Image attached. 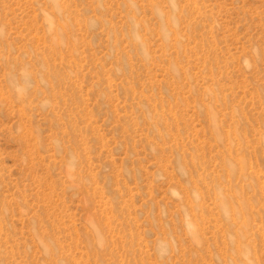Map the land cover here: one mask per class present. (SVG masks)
<instances>
[{
    "label": "rangeland",
    "instance_id": "374dc122",
    "mask_svg": "<svg viewBox=\"0 0 264 264\" xmlns=\"http://www.w3.org/2000/svg\"><path fill=\"white\" fill-rule=\"evenodd\" d=\"M0 264H264V0H0Z\"/></svg>",
    "mask_w": 264,
    "mask_h": 264
},
{
    "label": "bare ground",
    "instance_id": "6f19581e",
    "mask_svg": "<svg viewBox=\"0 0 264 264\" xmlns=\"http://www.w3.org/2000/svg\"><path fill=\"white\" fill-rule=\"evenodd\" d=\"M220 198H222V197L220 196ZM223 199H224V198H223ZM223 199H222V200H223ZM224 202H225V201H224ZM224 202H223V203H224ZM221 208H222V207H221ZM188 224H190V226L192 225L191 223H188ZM187 227H188V225H187ZM190 229H191V227H190ZM194 229H195V228H194ZM190 231H191V230H190ZM194 236H195V235H194ZM195 237H196V236H195ZM193 238H194V237H193Z\"/></svg>",
    "mask_w": 264,
    "mask_h": 264
}]
</instances>
